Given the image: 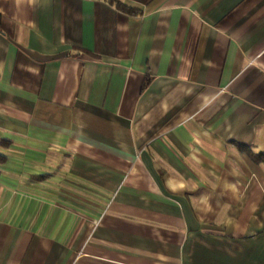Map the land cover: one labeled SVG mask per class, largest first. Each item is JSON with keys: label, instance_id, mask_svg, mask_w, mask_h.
Returning a JSON list of instances; mask_svg holds the SVG:
<instances>
[{"label": "crops", "instance_id": "obj_1", "mask_svg": "<svg viewBox=\"0 0 264 264\" xmlns=\"http://www.w3.org/2000/svg\"><path fill=\"white\" fill-rule=\"evenodd\" d=\"M0 0V264H264V0Z\"/></svg>", "mask_w": 264, "mask_h": 264}, {"label": "trees", "instance_id": "obj_2", "mask_svg": "<svg viewBox=\"0 0 264 264\" xmlns=\"http://www.w3.org/2000/svg\"><path fill=\"white\" fill-rule=\"evenodd\" d=\"M107 2L111 3L115 9L124 12V13H134L136 12V10L134 8L128 7L124 4H122L119 0H107ZM0 21H1V17H0ZM0 160H2V158L0 157Z\"/></svg>", "mask_w": 264, "mask_h": 264}]
</instances>
